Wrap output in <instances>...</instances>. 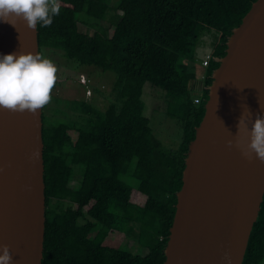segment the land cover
I'll return each mask as SVG.
<instances>
[{
  "label": "trees",
  "instance_id": "obj_1",
  "mask_svg": "<svg viewBox=\"0 0 264 264\" xmlns=\"http://www.w3.org/2000/svg\"><path fill=\"white\" fill-rule=\"evenodd\" d=\"M253 1L58 0L59 15L47 26L37 25L41 56L59 50L78 66L112 72L115 92L103 110L82 95L51 94L53 105L42 107L46 219L41 264L163 263L184 157L204 114L206 87L219 65L216 58L225 54L227 37ZM203 39L211 49L198 75L184 59L195 57ZM80 75L83 90L101 92ZM145 83L163 91V109L181 127L176 149H164L144 113ZM62 103L73 117L65 115ZM54 116L62 118L49 122ZM69 130L77 132L75 140ZM75 172L80 181L69 185ZM114 229L135 235L146 251L107 244L105 237ZM242 264H264V194Z\"/></svg>",
  "mask_w": 264,
  "mask_h": 264
},
{
  "label": "water",
  "instance_id": "obj_2",
  "mask_svg": "<svg viewBox=\"0 0 264 264\" xmlns=\"http://www.w3.org/2000/svg\"><path fill=\"white\" fill-rule=\"evenodd\" d=\"M9 19L15 26L0 20V53L40 55L37 27ZM216 60L184 157L162 264H242L261 208L264 160L252 149L243 155L237 142L246 147L252 119L264 115V0L252 2ZM42 107L0 108V245L9 246L11 264H41L43 256Z\"/></svg>",
  "mask_w": 264,
  "mask_h": 264
},
{
  "label": "clouds",
  "instance_id": "obj_3",
  "mask_svg": "<svg viewBox=\"0 0 264 264\" xmlns=\"http://www.w3.org/2000/svg\"><path fill=\"white\" fill-rule=\"evenodd\" d=\"M59 13L58 0H0V20L13 24L9 17L19 16L32 29L38 24H51ZM56 72L54 62L36 52L0 53V108L35 113L50 101ZM227 143L233 142L228 140ZM237 146L241 147L243 155L248 156L247 149H252L264 160V115L252 119L247 146H241L239 142ZM11 261L9 246L0 245V264H11Z\"/></svg>",
  "mask_w": 264,
  "mask_h": 264
},
{
  "label": "rangeland",
  "instance_id": "obj_4",
  "mask_svg": "<svg viewBox=\"0 0 264 264\" xmlns=\"http://www.w3.org/2000/svg\"><path fill=\"white\" fill-rule=\"evenodd\" d=\"M110 12L113 13L114 11ZM108 24L109 21L107 19L103 21V25L106 26ZM82 27L81 29L84 28ZM84 30H88L89 32L92 31L86 27ZM203 35L200 36V39L205 38ZM206 36L208 39H210L209 35ZM42 56L51 59L57 67V78L55 81L56 84L51 90V94L53 96L60 97L62 99H72L76 96L81 97L82 95V97L87 101H93V103L101 110H103L107 104L114 99V75L112 72H103L100 68L93 66H78L74 61L67 60L63 55H61L59 50H45ZM201 59L202 57H200V54L195 52L194 58H185L184 62L188 67H190V70L195 71L199 75L203 68L201 66ZM81 73L87 76L91 83L97 87H100L101 92H92V94H89L91 92L88 93V89L83 90V88H81L78 84L79 77L80 82H83V78L80 75ZM199 93H201V89L198 90L197 94L199 95ZM162 94L163 91L160 88L152 87L149 83H145L142 94V99L145 103L144 113L150 119L154 134L163 141L162 144L164 149L172 150L178 148L180 145L182 130L180 125L177 123L178 121L165 113L163 109ZM196 99L197 98H194L195 102H197ZM49 105H53V102L51 101L46 103L47 107ZM61 107H63L67 112L71 113L70 108L67 107V104L62 103ZM66 111L64 112L66 116L71 117L73 115L72 113L69 114ZM48 113L49 112H47V114ZM60 118H62V116H54L49 119V122L59 120ZM68 134L72 140H75L77 137L76 131L69 130ZM80 178L81 175L75 172L74 175H72L69 185H75L76 183L78 184ZM127 179L128 182L134 183L133 180H130L129 178ZM134 236L135 235L125 233L124 231L114 229L109 231L104 241L107 244L128 249L133 253H144L146 251V247H143L142 245L140 246Z\"/></svg>",
  "mask_w": 264,
  "mask_h": 264
},
{
  "label": "crops",
  "instance_id": "obj_5",
  "mask_svg": "<svg viewBox=\"0 0 264 264\" xmlns=\"http://www.w3.org/2000/svg\"><path fill=\"white\" fill-rule=\"evenodd\" d=\"M210 49L211 47L210 44H208V40L203 39L202 43H200L199 47L197 48V53L200 54V57L204 58V56L210 52Z\"/></svg>",
  "mask_w": 264,
  "mask_h": 264
},
{
  "label": "built area",
  "instance_id": "obj_6",
  "mask_svg": "<svg viewBox=\"0 0 264 264\" xmlns=\"http://www.w3.org/2000/svg\"><path fill=\"white\" fill-rule=\"evenodd\" d=\"M207 58H208V55L206 56V58L203 60V64H206V61H207ZM82 77V76H81ZM83 79V81H84V77H82ZM88 93H89V90L87 91ZM197 101H198V98L196 99Z\"/></svg>",
  "mask_w": 264,
  "mask_h": 264
}]
</instances>
